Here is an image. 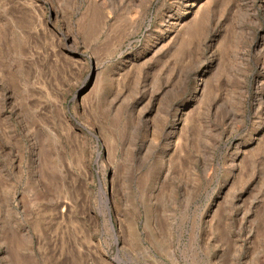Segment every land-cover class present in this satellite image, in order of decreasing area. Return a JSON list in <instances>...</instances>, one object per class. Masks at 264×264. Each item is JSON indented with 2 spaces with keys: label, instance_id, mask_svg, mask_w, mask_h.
Instances as JSON below:
<instances>
[{
  "label": "rangeland",
  "instance_id": "rangeland-1",
  "mask_svg": "<svg viewBox=\"0 0 264 264\" xmlns=\"http://www.w3.org/2000/svg\"><path fill=\"white\" fill-rule=\"evenodd\" d=\"M0 264H264V0H0Z\"/></svg>",
  "mask_w": 264,
  "mask_h": 264
},
{
  "label": "bare ground",
  "instance_id": "bare-ground-1",
  "mask_svg": "<svg viewBox=\"0 0 264 264\" xmlns=\"http://www.w3.org/2000/svg\"><path fill=\"white\" fill-rule=\"evenodd\" d=\"M175 137H176V136H175ZM256 144H257V143H256ZM246 151H247V150H246ZM242 156H243V155H242ZM242 156H241V157H242ZM243 158H244V157H243ZM226 186H227V185H226ZM59 207H60V206H59Z\"/></svg>",
  "mask_w": 264,
  "mask_h": 264
}]
</instances>
